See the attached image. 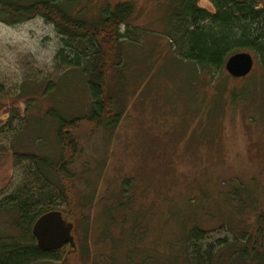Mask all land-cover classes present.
<instances>
[{
	"label": "rangeland",
	"instance_id": "rangeland-1",
	"mask_svg": "<svg viewBox=\"0 0 264 264\" xmlns=\"http://www.w3.org/2000/svg\"><path fill=\"white\" fill-rule=\"evenodd\" d=\"M126 1L133 13L108 89L124 113L110 133H74L73 205L58 190L62 150L47 113L86 114V76L52 23L0 21V203L73 212L80 264H195L208 251L230 263L264 203V70L253 57L245 77L198 73L178 52L172 0H80L73 13L93 22ZM9 220L0 211V234H15Z\"/></svg>",
	"mask_w": 264,
	"mask_h": 264
},
{
	"label": "trees",
	"instance_id": "trees-1",
	"mask_svg": "<svg viewBox=\"0 0 264 264\" xmlns=\"http://www.w3.org/2000/svg\"><path fill=\"white\" fill-rule=\"evenodd\" d=\"M80 0H0V21L15 25L41 16L55 26L66 47L71 48L73 58L68 62L82 69L86 76L90 104L83 116L64 118L56 111L50 117L57 125L56 136L62 156L54 167L60 180L58 190L73 205L72 188L75 174L72 167L78 159L79 146L74 133L83 126L92 131L110 133L120 123L124 113L115 109V101L109 93V76L121 63L122 40L127 37L120 27L133 13L130 1L118 3L111 11L104 12L93 22L81 17V11L73 13ZM214 11L201 8L197 0H172L171 31L177 39L181 58L192 64L198 73H219L225 69V61L238 52L250 53L264 70V4L258 0H209ZM76 68V69H78ZM246 87V86H245ZM21 157L32 163L50 165L47 158L24 154ZM256 199V198H255ZM254 199V201H255ZM256 212L251 231L236 237L232 243L230 263L264 264V203ZM29 200L18 199L0 203V211L10 216L7 221L15 234H0V264H32L49 256L59 264H80L76 245H66L59 250L45 251L36 246L31 234L36 219L55 210L33 208ZM57 211V210H55ZM67 221L73 220V212H65ZM195 232H191L194 235ZM188 237V238H189ZM187 238V239H188ZM186 239V240H187ZM206 260L195 264H215L211 251ZM234 262H233V260ZM237 259V260H236ZM239 260V261H238ZM232 261V262H231Z\"/></svg>",
	"mask_w": 264,
	"mask_h": 264
},
{
	"label": "water",
	"instance_id": "water-1",
	"mask_svg": "<svg viewBox=\"0 0 264 264\" xmlns=\"http://www.w3.org/2000/svg\"><path fill=\"white\" fill-rule=\"evenodd\" d=\"M253 56L247 52L232 54L225 61V70L235 78L245 77L253 68ZM74 223L67 221L59 210L47 211L33 224L31 234L36 246L45 251L59 250L66 245H74L72 230Z\"/></svg>",
	"mask_w": 264,
	"mask_h": 264
}]
</instances>
